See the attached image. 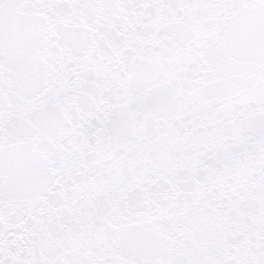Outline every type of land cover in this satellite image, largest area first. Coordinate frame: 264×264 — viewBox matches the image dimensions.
Listing matches in <instances>:
<instances>
[{"label":"snow or ice","instance_id":"6c2138e0","mask_svg":"<svg viewBox=\"0 0 264 264\" xmlns=\"http://www.w3.org/2000/svg\"><path fill=\"white\" fill-rule=\"evenodd\" d=\"M0 264H264V0H0Z\"/></svg>","mask_w":264,"mask_h":264}]
</instances>
